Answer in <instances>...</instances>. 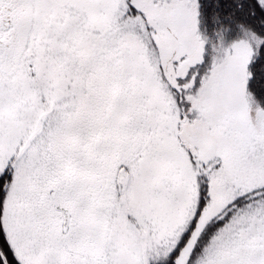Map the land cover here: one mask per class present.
I'll list each match as a JSON object with an SVG mask.
<instances>
[{
  "label": "snow or ice",
  "instance_id": "obj_1",
  "mask_svg": "<svg viewBox=\"0 0 264 264\" xmlns=\"http://www.w3.org/2000/svg\"><path fill=\"white\" fill-rule=\"evenodd\" d=\"M0 264H264V0H0Z\"/></svg>",
  "mask_w": 264,
  "mask_h": 264
}]
</instances>
